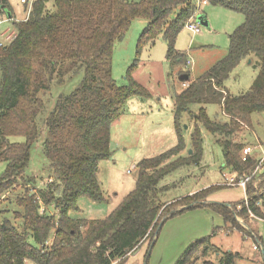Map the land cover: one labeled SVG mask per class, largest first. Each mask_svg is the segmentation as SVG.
<instances>
[{"label":"trees","instance_id":"16d2710c","mask_svg":"<svg viewBox=\"0 0 264 264\" xmlns=\"http://www.w3.org/2000/svg\"><path fill=\"white\" fill-rule=\"evenodd\" d=\"M207 1L243 15L245 21L230 35L228 55L193 81L190 72L182 69L188 64L187 55L177 51L176 45L187 23L196 17L195 0H35L28 18L14 22L16 38L8 46L0 40V162L7 163L0 177V264H114L125 260L151 238L163 220L167 208L162 196L169 188L163 186L166 178L203 161V131L220 137L217 143L225 165L233 172L241 176L255 171L259 158L251 155L243 160L246 145L239 133L252 126L254 113L264 112V0ZM5 9L14 18L10 1L0 0L1 14ZM135 20L146 23L138 56L163 36L172 70L180 68V77L191 80L175 97L178 144L139 162L136 187L108 217L78 220L71 213L79 209L81 198L106 202L100 166L113 156L112 125L124 115L130 98L146 93L130 74L128 85L120 86L113 78L115 45L125 39ZM249 60L251 65L256 61L253 65L259 74L248 92L234 94L226 83ZM79 74L84 75L79 87L57 97L54 109L41 117L47 111L44 96L53 84ZM209 104L222 107L227 120L210 118L204 107L197 112L192 109ZM188 119L195 123V130L186 152L183 130ZM44 129L52 182L33 193L30 187L37 181L26 176V169ZM13 137L25 140L12 142ZM248 186L250 210L264 220V196L253 189V180ZM212 191L182 200L180 207L210 206L234 225L237 215L248 213L245 202L233 209L207 203ZM13 192L17 197H12ZM4 204L20 208L11 220L3 218L9 212ZM42 206L56 208L58 221ZM184 210L169 209L167 214ZM50 239L52 246L48 247ZM211 239L192 244L177 264H195L197 251L203 247L206 255ZM237 257L238 253L228 252L222 262L235 264Z\"/></svg>","mask_w":264,"mask_h":264},{"label":"rangeland","instance_id":"374dc122","mask_svg":"<svg viewBox=\"0 0 264 264\" xmlns=\"http://www.w3.org/2000/svg\"><path fill=\"white\" fill-rule=\"evenodd\" d=\"M9 1L15 19L0 25V34L8 29L16 31L12 22L28 18L29 9L26 4L21 0ZM202 13L207 16L209 26L201 24L202 32L198 35L192 34L185 28L180 33L176 45L177 51L185 53L188 61H191L190 65L182 66V69L190 72L192 80L203 76L228 55L229 37L245 21V17L241 14L210 4L202 6ZM200 15L201 10L198 17ZM0 18L7 19L6 12L4 14L0 12ZM145 27V21L135 20L125 39L116 43L114 50L113 78L117 84L128 85L130 74L131 78L146 92L130 98L125 107L127 118L122 124L125 129H127L126 126L131 125L132 133L128 135L126 132L114 131L113 158L109 164L103 161L100 166V181L107 198L106 202L97 203L86 197L81 198L78 204L79 209L71 213L75 219L95 221L108 217L136 187L134 179L138 175L135 169L138 163L163 154L164 151L175 147L178 142L177 134L174 133L172 107L176 93L181 92L190 83H183L180 80V68L176 69V72L172 70L167 56L168 44L163 36L158 37L154 44L145 46L138 56V41ZM249 61L243 62L226 83L227 88L234 94L248 92L259 74V68L253 65L256 61L254 60L252 65ZM83 78L84 75L79 74L63 84L54 83L51 91L44 96L47 111L41 117L47 116L54 109L57 97L72 94ZM202 107L207 110L210 118L221 122L227 120V116L219 105H195L192 109L197 112ZM194 130L195 123L188 119L183 130L187 145L186 152L190 149ZM45 135L44 129L41 138L32 147L31 162L26 169V176L36 178L37 181L35 187L33 185L30 187L33 193H39L38 188H43L52 182L50 162L44 153ZM203 135L205 139L203 161L198 166L179 169L164 181L163 186L169 187L162 196L167 212L169 209L179 208L180 210L187 207H180L182 200L185 202L195 194L208 191L210 188L214 190L209 194L210 202L228 205L230 209L243 203L246 197L252 195L248 190L249 186L244 192L240 186L228 184V178L234 172L225 165L223 149L217 143L220 137L206 131H203ZM239 135L246 147H252V155H255L256 159L259 158L257 173L252 179L253 189L256 190L255 187L264 189V163H260L264 157V112L254 113L252 126L241 130ZM14 140L24 142L25 139L13 137L11 141L14 142ZM163 145L165 149H162ZM6 168L7 163L0 162V177ZM245 174L250 175L249 172ZM20 191L22 192L23 189L20 188ZM13 194L11 193L15 198L16 194L14 192ZM45 208L47 207L42 206V209ZM4 209H8L9 212L4 214L3 218L10 220L14 212L20 210L16 204L8 205ZM241 209L242 206L238 208V211L240 212ZM47 210L48 214L55 216V220L58 221L59 213L56 208L48 207ZM167 212L164 213L163 220L151 238L143 242L146 244H141L137 252L129 255L125 260H115L114 264H177L192 244L208 237H212L210 241L212 246L206 255L203 253V247L197 251L193 258V260L197 259L195 264H223V257L228 252L240 255L236 258L235 264H264L263 249L258 251L254 248L258 244L261 246L260 239L264 244L263 219L251 217L248 213L245 216L239 214L236 216L237 224L234 225L210 206L189 208L174 215H169ZM51 241L50 239L49 242Z\"/></svg>","mask_w":264,"mask_h":264},{"label":"built area","instance_id":"2783aa9c","mask_svg":"<svg viewBox=\"0 0 264 264\" xmlns=\"http://www.w3.org/2000/svg\"><path fill=\"white\" fill-rule=\"evenodd\" d=\"M196 1V6H197V13H196V17L192 18L186 25V29L189 30L192 34L194 35H198L202 32L201 29V23L198 20V15L200 13V10L202 8V6L204 4H209L207 0H195ZM22 3L26 4L29 6V11H28V16L30 13V10L32 8L33 3L35 2V0H21ZM12 21V19H4V18H0V25L6 23V22H10ZM17 36L16 31H6L3 34H1V45L2 46H8ZM191 64V61H188V65ZM188 87V85H187ZM263 146V145H261ZM253 154V149L252 147H246L243 151V160L247 161L248 157L251 156ZM260 163L263 164L264 163V157L260 160ZM257 173V169L253 174L250 175H246L245 173L242 174L241 176L238 175L237 172H234L229 178H228V184L230 186H240L241 188H243L244 192L247 191V187L249 185V183L252 181L253 177L256 175ZM257 184V183H256ZM255 184V186H256ZM256 190H259V195L264 196V189H258V187H255ZM249 197L245 198V204L246 207L248 208V214L251 217L256 216L249 207ZM257 217V216H256ZM52 246V241L48 243V247ZM45 247V246H44ZM256 250L260 251L262 249V247L258 244L254 247Z\"/></svg>","mask_w":264,"mask_h":264},{"label":"crops","instance_id":"0c3cea01","mask_svg":"<svg viewBox=\"0 0 264 264\" xmlns=\"http://www.w3.org/2000/svg\"><path fill=\"white\" fill-rule=\"evenodd\" d=\"M201 15H203V16H205L206 17V19H207V16L204 14V13H202V8H201ZM27 17H28V15H27ZM13 19H15V14H14V18ZM208 20V19H207ZM13 23V25H14V22H12ZM4 24H7V23H4ZM4 24H2V25H4ZM8 30H10V29H8ZM8 30H6V31H8ZM5 31V32H6ZM4 33V32H3ZM3 33H1V34H3ZM1 34H0V36H1ZM193 81V80H192ZM191 81L189 80V83H190ZM184 83V82H183ZM178 93V92H177ZM176 93V94H177ZM180 93V92H179ZM174 111H175V101H174V105H173V107H172V120H173V123H174V130H175V132L174 133H176L177 134V131H176V127H175V121H174ZM132 114V113H131ZM129 116V115H128ZM126 118H127V115H126V111H125V113H124V115H122V117L119 119V120H117L116 122H114L113 123V125H112V129H111V131H112V144H113V135H114V131H118L119 130V132L120 131H122V133L124 132H126V133H128V135H131V133H132V126L131 125H129V126H126L127 127V129H125V127H123V124H122V122H124L123 120H126ZM118 132V133H119ZM123 135H126V134H123ZM172 135H173V133H172ZM178 135V134H177ZM178 137V136H177ZM124 142V141H123ZM112 144H111V146H112ZM177 144H178V142H177ZM176 144V145H177ZM118 144H116V146H117ZM123 145H125V144H123ZM127 145V144H126ZM165 147V145H163L162 146V149H165L164 148ZM128 149H130V148H128ZM128 149H125V151H128ZM115 152V151H114ZM164 152H166V151H164ZM163 152V153H164ZM136 155H137V153H136ZM136 157V156H135ZM112 158H113V156H112ZM111 158V159H112ZM110 159V160H111ZM110 160H107L106 162H107V164H109V162H110ZM139 164V163H138ZM135 169H137V167L135 168ZM134 182L136 183V177H135V179H134ZM211 201V200H210ZM208 203V202H207ZM209 203H212V202H209ZM228 206V205H227ZM255 223V222H254ZM260 241V244H261V247H262V249H263V252H264V244H263V242L261 243V239L259 240ZM143 244H146V243H142V245ZM148 246H149V243H148Z\"/></svg>","mask_w":264,"mask_h":264},{"label":"water","instance_id":"95a60500","mask_svg":"<svg viewBox=\"0 0 264 264\" xmlns=\"http://www.w3.org/2000/svg\"><path fill=\"white\" fill-rule=\"evenodd\" d=\"M4 12H6V14H7V16H8V19H10V20L12 19V20H13V15H12V13H11L8 9H5ZM198 20H199V22H200L203 26H209V23H208V21H207V19H206L205 16L200 15V16L198 17ZM249 63H251V61H249ZM180 80H181L182 82L186 83V82H189V77H188V76H182V77H180ZM186 128H187V126H186ZM190 153H192V150L190 151ZM189 208H192V206L185 207L184 209H189ZM182 209H183V208H182ZM172 214H174V213H172ZM172 214H171V215H172Z\"/></svg>","mask_w":264,"mask_h":264}]
</instances>
